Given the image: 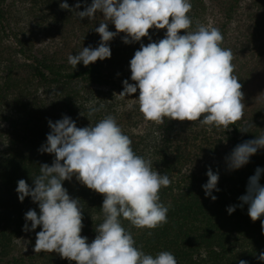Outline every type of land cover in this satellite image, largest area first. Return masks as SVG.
<instances>
[{"label":"trees","instance_id":"1","mask_svg":"<svg viewBox=\"0 0 264 264\" xmlns=\"http://www.w3.org/2000/svg\"><path fill=\"white\" fill-rule=\"evenodd\" d=\"M22 2V15L30 19L27 27L20 26L13 12L15 3L0 0V264H25L26 258L36 264L38 259V254L13 256L17 239L29 234L36 240V232L41 230L39 226L34 231L22 230L25 213L32 209L39 214V207L30 196L20 202L16 188L20 179L34 187L32 177L39 174V166L51 165L55 158L38 151L50 132L48 120L55 122L66 115L77 127H86L109 114L131 138L133 150L172 181L160 190L161 202L171 205L168 223L151 230V236L148 229L132 228L137 247L153 256L170 251L178 264H239L240 260L264 264L258 259L264 252V216L253 222L248 205L239 206L249 177L257 167L264 169V149L237 170H229L226 161L235 146L264 134V0H191L189 15L194 25L197 21L208 25L212 18V26L224 36L222 47L232 49L234 74L244 93L243 118L230 125V130L211 131L198 122L166 119L164 124H156L145 120L135 102L139 90L124 99L114 95L123 91L125 79L134 83L130 60L140 44L164 38L166 30L150 29L151 40L145 37L131 44H125V34L120 33L109 42L110 58L89 66L81 62L74 69L68 63L69 54L75 55L83 47L95 48L101 39L94 29L99 27L102 13L91 21L87 17L81 20L75 13L90 6L92 0H80L79 9H75L77 0H66L73 11L60 8L65 0ZM108 29L116 31L111 23ZM39 31L50 35L53 45L39 47ZM129 102L134 106L131 110ZM100 104L104 105L102 111L89 120V107ZM245 126H250L248 132L240 130ZM140 130L143 132L138 133ZM209 167L219 175V191L212 192L215 201L202 188ZM259 183L264 186V172ZM69 184L74 189L69 195L81 200L84 232L95 236V227L103 221V196L75 177L63 182L64 187ZM233 205L236 210L229 214L226 209ZM27 223L31 228V222ZM122 223L129 227L128 221ZM53 253L44 264H75Z\"/></svg>","mask_w":264,"mask_h":264},{"label":"clouds","instance_id":"2","mask_svg":"<svg viewBox=\"0 0 264 264\" xmlns=\"http://www.w3.org/2000/svg\"><path fill=\"white\" fill-rule=\"evenodd\" d=\"M81 7L77 0L75 9ZM60 8L73 11L66 2ZM191 0H92L83 11H75L79 19L95 20L102 13L97 47H83L69 54L68 63L75 69L81 62L89 66L97 60L111 57L109 42L124 33L123 42L131 44L149 38L150 29L166 30L164 38L140 44L130 60L131 81H123L121 99L137 93L135 99L145 120L164 124L165 120L198 122L200 126L230 130L244 115V93L239 78L234 74V54L222 47L221 30L211 25L193 22L189 15ZM109 23L116 31H109ZM183 32V34H181ZM133 105H129L132 107ZM103 104L90 106L87 118L102 111ZM80 115L84 116L82 113ZM50 132L46 143L38 151L54 154L51 165L39 166V174L32 177L34 187L24 180L17 182L18 199L31 197L38 203L39 214L28 210L23 231L36 232L34 252L57 253L75 264H178L170 251L155 256L137 247L131 229H148V236L168 223L171 205L161 202L160 190L172 183L166 173L159 172L153 162L138 155L132 140L116 118L109 114L97 123L77 127L76 122L63 116L55 122L48 120ZM254 126V125H252ZM250 126L240 130L248 132ZM264 149V134L244 141L226 157L229 170H237L250 161L258 150ZM264 169L257 167L249 177L246 194L239 197L248 205L253 222L264 216V186L259 183ZM207 183L202 185L205 196L217 199L212 192L217 188L219 175L209 167ZM75 177L88 189L101 194L102 223L95 227V238L89 242L82 236L83 207L63 186ZM236 205L228 206L232 214ZM92 218V217H91ZM128 221L126 228L122 221ZM31 222V228L28 226ZM264 234V221H261ZM259 260H264V252ZM239 264H248L240 260Z\"/></svg>","mask_w":264,"mask_h":264},{"label":"rangeland","instance_id":"3","mask_svg":"<svg viewBox=\"0 0 264 264\" xmlns=\"http://www.w3.org/2000/svg\"><path fill=\"white\" fill-rule=\"evenodd\" d=\"M9 3H15V7H13V12L16 14L17 18L19 19L18 20L16 18V20H18L20 26H24V27L26 26L27 27L30 19L27 16L22 15V13L24 11L22 0H9ZM207 21H208V25H211V26L213 25L212 18H209ZM34 31H36V30L34 29ZM36 41H37V45L39 47H50L54 43L53 40L51 39L50 35H48L46 32H40V31L37 33ZM129 105H133V103L132 102L128 103L129 110L134 108V106L129 107ZM137 132L142 133L143 130H140ZM65 188L67 189L68 194H72V192L74 191L73 184L65 185ZM85 228H87V227H85V225H84L81 235L86 236L88 238V241L91 242V240H93L95 238V236H91L89 234H86L84 232ZM34 245H35V240H33L29 234L23 235L22 237H20L19 239L16 240V245L14 248L13 256H16V257H20V256L32 257L33 256L34 257L36 254L33 250ZM37 254H38V259L36 260V264H44L51 256H53L54 253L45 254V253L41 252V253H37ZM31 262H33V260L30 261L29 258H26L24 260L25 264H31Z\"/></svg>","mask_w":264,"mask_h":264}]
</instances>
